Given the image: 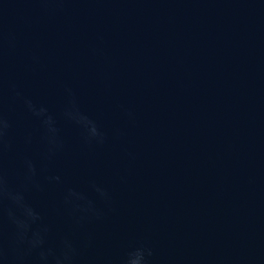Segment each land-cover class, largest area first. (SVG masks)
<instances>
[{"label": "water", "instance_id": "95a60500", "mask_svg": "<svg viewBox=\"0 0 264 264\" xmlns=\"http://www.w3.org/2000/svg\"><path fill=\"white\" fill-rule=\"evenodd\" d=\"M0 264H264V0H0Z\"/></svg>", "mask_w": 264, "mask_h": 264}]
</instances>
